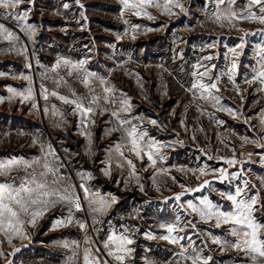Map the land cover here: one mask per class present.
Instances as JSON below:
<instances>
[{"label":"rangeland","instance_id":"374dc122","mask_svg":"<svg viewBox=\"0 0 264 264\" xmlns=\"http://www.w3.org/2000/svg\"><path fill=\"white\" fill-rule=\"evenodd\" d=\"M27 1L22 4L28 13L26 22L0 15V23L19 37L10 41L0 36V73L3 74L0 75V161L40 159L43 163L41 158L47 157L50 166L57 170L46 177L47 182L59 189L74 185L83 211L87 210V195H105L104 190H115L116 195H157L152 203L143 201L142 196L136 200L143 203L146 214L154 216L156 224L164 230L173 223L182 227L187 220L181 207L177 209L178 215L165 213L166 209L161 207L167 205L175 210L172 195L185 193L206 178L227 179L225 186L213 183V189L203 190H212L215 195H202L221 210H232L227 196L235 194V187L243 186L245 180L249 182L248 188L255 186L251 193L259 192L257 209L264 204V158L260 161V156H254L264 150L259 146L264 144L261 124L264 84L253 79L264 63L260 59L264 24L247 19L217 21L216 0H179L184 10L174 7V15L148 7L146 11L155 17L151 20L125 9L121 0H79V4L77 0H35L32 6ZM219 9L235 11L238 16H247L249 12L260 15L258 6L249 7V0H234L232 5L225 0ZM4 11L0 9V13ZM25 23L36 26L34 36L22 30ZM206 56L212 59L205 60ZM64 60L84 63L73 70ZM233 63L236 68L232 67ZM198 65L207 66L206 76H198L206 71ZM24 77H31L32 81L33 95L29 99L15 94H27L29 80ZM199 79L205 84L217 83L220 91H212L220 97L219 103L201 98L200 91L192 88ZM41 85L47 89V100ZM105 88L112 89L111 93H106ZM53 91L92 107L93 112L81 116L75 105L52 96ZM92 97H100L99 102L90 103ZM125 99L130 102L128 111L122 110L121 101ZM113 112L131 123L121 125ZM153 120L155 124L151 123ZM132 126L147 133L142 143L154 141L159 146L158 154L153 149L158 164L148 161L146 148L143 159L131 151L127 130ZM183 137L189 139L190 145H205L211 157L207 165L197 166L196 158L190 160L189 167L179 163L170 165L172 157L168 162L167 152L180 145ZM49 145L54 156L47 155ZM117 145L123 157L114 148ZM213 154L221 156L223 162H214ZM125 157L135 164V174L131 173ZM229 160L233 163L229 164ZM109 165L110 175H106L104 169ZM201 168L206 174L199 172ZM41 171L44 169L38 164L32 168L17 167L8 176L0 175V183L19 185L28 175L41 178ZM53 180L59 182L53 184ZM84 188L88 189L87 195ZM67 205L58 203L51 208L33 230L48 223ZM182 207L189 208L188 204ZM254 215L257 222L264 223V210ZM91 216L100 219L96 214ZM230 227L200 223V240L205 243L206 257L212 258L209 264L239 260L253 264L250 254L231 246L222 250L221 245L212 243V236L235 241ZM194 233L191 228L184 240H196ZM20 240L14 237L12 244L18 245ZM0 241L4 253L0 264H5L12 244L7 243L3 233Z\"/></svg>","mask_w":264,"mask_h":264},{"label":"snow or ice","instance_id":"6c2138e0","mask_svg":"<svg viewBox=\"0 0 264 264\" xmlns=\"http://www.w3.org/2000/svg\"><path fill=\"white\" fill-rule=\"evenodd\" d=\"M25 0H0V9L5 10L0 13L5 18L7 17H15L18 21L26 22L27 20V11L23 14L12 11L15 9L17 5L23 4ZM217 2V11L214 13L215 19L217 21L228 20L231 22L235 19H247L252 22H258L260 24H264V0H249V7L258 6V10L260 15H257L254 12H249L247 16H238L235 11L230 12H221L219 9L220 4H224L225 0H216ZM29 4H35V0H28ZM79 4V0H77ZM125 9H132L135 12V15H145L148 19H154L155 17L146 11L148 7H155L157 9H162L163 13L166 15H174L175 13L172 9L180 8L181 11L184 10L183 4L179 2V0H164L163 3L159 2V0H138L137 3H130V0H121ZM228 5H232L234 0H227ZM65 8L68 7L67 4L64 5ZM82 8L83 5L81 4ZM127 23V21H125ZM223 26V25H221ZM137 28L139 25L136 26ZM28 36H34L36 31V26L33 24H26L22 29ZM247 35V33L245 34ZM254 35V33H253ZM0 36H3L7 40H18L19 37L15 36L14 33L5 28L4 24L0 23ZM120 37L118 36V39ZM133 39H135V31L133 32ZM242 46V45H241ZM233 54H235V50L233 49ZM205 60H211V56L204 57ZM260 59L264 61V48L260 50ZM63 63L67 66H70L71 69L76 70L82 67L83 61H79L76 63H72L69 60H64ZM59 67V63L57 64ZM196 67H205V72H199L198 76L200 78L206 76L207 66L198 65ZM233 68H236L237 65L233 63ZM0 75H3L0 73ZM197 75V73H194ZM29 80V88L27 89V94L20 92L15 93L16 95L22 96L24 99H29L32 97V81L31 77H24ZM232 74L229 75V79L231 80ZM254 80H259L261 84H264V63L261 64L260 70L253 77ZM250 83V81H246ZM193 89H198L201 93V98L214 100L216 103L220 102V97L213 94L212 90L219 92L220 89L217 86V83H203L202 79H199L197 83L192 85ZM42 93H44V99H48L47 89L43 88L41 85ZM191 90V89H190ZM10 91H14L10 89ZM106 93H111L112 89L105 88ZM52 96H58L60 100H62L66 104H73L75 108L80 110L81 116L85 114H90L93 112L92 107H85L82 102H78L77 100H70L68 97L61 96L57 92H51ZM73 95H75L73 93ZM2 99V98H0ZM107 99V97H105ZM100 100V97H92L90 103L96 104ZM122 110L128 111L130 108V102L128 99L121 101ZM215 106V105H214ZM232 112V109H225ZM47 111V110H45ZM113 116H115L118 122L123 124H130L131 122L128 120H122L119 117L118 112H113ZM94 123V121H92ZM151 123L155 124L156 121H151ZM261 124L264 125V118L261 119ZM89 138V143H91V136L87 134ZM147 133L138 132L137 128L132 126L127 130V136L129 139V143L131 144V151L135 153L138 158L143 159L142 153H144L145 148L147 152L148 161H150L153 165L156 163L154 159V152L159 153V146L156 145L154 141H144V136ZM35 143V141H33ZM260 147H264V144L259 145ZM43 147V146H42ZM116 151L119 153L121 157L124 156V153L120 151V145H117ZM47 155H55L54 150H52L51 145H49ZM41 160H33V161H23L20 159H10L7 161H0V175L8 176L12 172L14 168L17 167H25L32 168L34 164H38L44 169L39 173L38 178L37 175H28L22 178L21 183L19 185L12 183H0V233H3L6 237L7 243L9 245L12 244V240L14 237H18L20 239H27L28 235L25 230V224H29L32 227H36L38 221L44 217V215L53 207H55L58 203H64L68 205L74 206L75 211H83V208L80 203L79 195L74 191V185H67L62 189L53 188L47 182L46 177L49 174H55L57 171L53 167L50 166L47 157L41 158ZM125 159H127L125 157ZM229 164L233 163V161L229 160ZM127 164L131 168V173L135 174L136 168L135 164H133L131 159H127ZM110 165L108 168L104 169L106 175H110ZM196 171V170H193ZM222 176L226 174L223 170H220ZM201 174H206L203 168L199 169ZM15 179V178H13ZM199 179V177H197ZM58 180H53L52 183H58ZM209 184V181H205L203 185H200L196 189H188V191H199L203 187ZM249 182L247 180L244 181L243 186H237L235 189V194H229L227 199L232 202L233 208L231 211H224L217 205L212 204L208 200H201L199 206L193 204L191 200H189L188 207L191 209L193 213L198 214V222L202 221L204 223L214 222V226L219 228L222 225H230L229 228L230 235L236 237L235 241L221 240L220 237L212 236V243L219 244L222 247V250L225 246H231L234 249L245 252L246 254H250L252 256L253 264H264V223L257 222V219L254 213L258 210H264V204H260V208L257 209V204L259 203V192L255 194L245 196V190L248 188ZM83 187V185H81ZM184 187V185H181ZM143 190V188H141ZM84 192L87 195L88 189L84 188ZM184 193H178L175 197L176 200H180ZM110 203H115V198L112 200L106 201L102 198H97L95 200L89 201V208L93 212L103 213L109 206ZM73 210L69 208V215L63 219H57L51 225L53 229L58 227H66L73 223L75 220L74 215L72 214ZM24 217L28 219L25 220ZM75 223L79 225L81 229H86V223L75 220ZM187 225L195 229V224L191 221L187 222ZM168 235L161 237L162 239L168 240L171 243H177V237L173 236L172 233L178 230L177 224H168L166 225ZM182 230V229H180ZM211 235V234H210ZM150 238H155L154 236H150ZM179 239H184V237H180ZM3 243V241H0ZM88 243V241H86ZM134 241L130 239L128 236L124 234L117 235L115 232H112L106 239L103 244V247L107 250V255L114 257V259L119 262V264H124L126 256L130 254L133 249L128 247V245L133 244ZM64 248L75 247L78 248L79 244L75 241L69 243L64 242L62 245ZM20 251L19 248H16L11 255H15V252ZM99 251V249H96ZM188 251L187 248H184L183 252L179 255L185 260L191 259V264H209V261L212 259L211 257H207L201 260L199 255L194 257L185 256L184 253ZM4 255L3 251L0 250V256ZM75 255V253H74ZM66 264H73V257H69V260ZM83 264H108L107 261H101L98 256L93 254L92 249L86 248L84 250L83 256Z\"/></svg>","mask_w":264,"mask_h":264},{"label":"crops","instance_id":"0c3cea01","mask_svg":"<svg viewBox=\"0 0 264 264\" xmlns=\"http://www.w3.org/2000/svg\"><path fill=\"white\" fill-rule=\"evenodd\" d=\"M26 3L30 6L33 5L29 4L28 1ZM17 6L18 7L12 9V11L22 14L25 11V9L22 8L23 5L20 4ZM181 140L180 145L173 146L167 152V161L169 160V157H172V164L170 165L175 166L179 163L182 166L189 167L190 160L193 161L194 158L199 162L197 166L200 167L201 164L204 166L207 165V162L208 160H211V157L208 156L204 144L194 143L190 145L188 141L189 139L185 137ZM116 147L117 146L114 148L116 149ZM179 151L181 152V155L179 154ZM190 153H194V155ZM255 155L260 156L261 161V159L264 158V150H262L261 153H255L254 156ZM206 156H208V158ZM177 158L180 160H177ZM154 159L157 163L158 157H155ZM234 159L237 161L236 157ZM213 161L217 163L223 162V158L219 155L216 156L213 154ZM157 164L155 166L158 167ZM211 166H215V164ZM220 179L221 182L217 184L225 186L227 179ZM208 188L213 189L211 185ZM254 190L255 186L252 185L245 190L244 195H251L253 194L251 191ZM114 191L109 189L103 191L105 195H87L88 201H86L85 204L87 206L86 211H75L72 205H67L59 212H56L48 223L39 226L36 231L33 230L31 225L26 226L25 224L28 238L21 239L18 245L12 244V250L8 252L5 264H66L69 257H73V264H83L84 250L86 248L92 249L93 254L98 256V251H96L98 243L94 240L93 235L96 234L98 242L103 247L104 242L112 232H115L117 235L124 234L134 241L133 244L128 245L133 251L126 256L124 264H191V259L185 260L179 255L183 252L184 248L188 249V251L184 253L185 256L194 257L199 255L201 260L207 258L205 243L200 240V233L198 231L200 229V223H205L202 221L198 222V214H193L190 208H184L182 206L188 204L187 202L189 200H191L193 204L197 203V206H199L200 201L205 200V196L202 195H215L214 191L208 189V191L202 190L198 194L190 195V191L187 190L180 200L175 199L176 195H172L170 198L173 200L172 205L175 210L169 208L167 205L161 207V210H164V208L166 209L165 213H176V215H178L177 209H180L181 207L182 215L187 220L182 227L177 226L178 230L172 233L173 236L177 237V243H171L170 241L161 238L168 235L167 229L164 230L162 227H159L156 224L157 220L154 216L146 214L147 210L142 208L143 203L139 204L136 200V197L142 196L144 197L142 198L143 201L145 200L152 203L157 199V195H116V191ZM97 198H102L109 202L112 198H115V203H110V206L103 213L93 212L89 208V201ZM70 207L73 210L72 214L74 215L75 220L86 223L87 228L81 229L74 220L72 224L66 227L53 229L51 225L55 220L68 217ZM189 212L191 213L189 214ZM94 214L100 217L98 221L94 220L91 216ZM182 221L183 218L181 222ZM188 221L195 224V229L187 225ZM41 227L42 229H40ZM191 228L192 231H195L194 234H197L196 240L190 241L188 239H179L180 237H183L185 233L189 232ZM150 236H154L155 238H150ZM73 241L79 244L78 248H64L61 246L64 242L71 243ZM86 241H88V243H86ZM16 248H19L20 251L15 252V255H11ZM116 263L119 264L117 261ZM244 263H246L244 260H239L233 263L230 262L229 264ZM222 264L227 263L224 262Z\"/></svg>","mask_w":264,"mask_h":264},{"label":"built area","instance_id":"2783aa9c","mask_svg":"<svg viewBox=\"0 0 264 264\" xmlns=\"http://www.w3.org/2000/svg\"><path fill=\"white\" fill-rule=\"evenodd\" d=\"M93 237H94V239H96V241L98 243V245H97V247H98L97 249H99L98 256L101 259V261H107L108 264H117L114 257L107 255V250L100 245V243L98 242L96 234H94Z\"/></svg>","mask_w":264,"mask_h":264},{"label":"water","instance_id":"95a60500","mask_svg":"<svg viewBox=\"0 0 264 264\" xmlns=\"http://www.w3.org/2000/svg\"><path fill=\"white\" fill-rule=\"evenodd\" d=\"M205 181H209V184L206 185L205 187H203L202 189H200L199 191H190V195L198 194L202 190L207 189L211 184L221 182V179L219 177L206 178L204 181H202L200 184H198L194 189L198 188L200 185H203Z\"/></svg>","mask_w":264,"mask_h":264}]
</instances>
